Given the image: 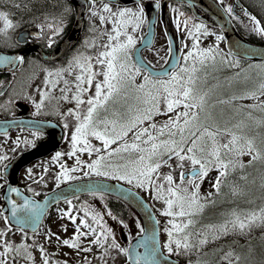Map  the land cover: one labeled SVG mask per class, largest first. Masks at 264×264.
Masks as SVG:
<instances>
[{"label":"snow or ice","instance_id":"6c2138e0","mask_svg":"<svg viewBox=\"0 0 264 264\" xmlns=\"http://www.w3.org/2000/svg\"><path fill=\"white\" fill-rule=\"evenodd\" d=\"M183 3L167 5L179 33V56L170 71L138 50L139 42L160 57L149 35L159 19L167 37L168 55L162 59L167 62L173 52L162 16L149 21L148 10H162V0L149 5L132 0L133 6L117 2L115 7L113 0H85L88 31L95 35L75 47L66 43L60 53L64 59L54 62L53 53L51 66H43L31 92L22 89L0 102V110L15 107L14 97L30 102L33 115L50 112L67 142L66 151L49 157L51 168L48 161L24 167L22 191L10 179L22 155L17 150L35 148L51 133L34 120L27 122L30 135L11 138L3 130L12 148L0 147V264H178L174 256L188 257L187 264H264V231L259 246L252 243L255 229H264V168L250 182L258 179V195L249 182L228 184L224 193L222 179L237 169L244 179L246 166L264 164V59L223 74L256 53L239 43L225 52L220 47L224 33L182 10ZM219 6L230 20L240 19L232 4L220 0ZM256 6L264 12V0ZM72 11L67 0H0V48L12 51L0 55V65L41 64L26 58L24 46L36 38L52 47ZM241 11L245 30L264 39V15ZM25 14H30L27 21ZM23 23H34L35 29L17 32ZM209 35L214 42L202 46L201 37ZM26 79L32 85L36 74L29 72ZM20 130L27 129L21 125ZM213 170L209 187L214 191L202 192L201 183ZM82 177L102 179L81 182ZM69 181L73 184L61 192ZM50 182V192L38 199L36 185ZM121 182L144 190L158 206L140 200ZM114 191L154 208L146 221L131 222L135 235L130 222L108 204L106 193ZM81 192L87 198L79 199ZM50 201L58 205L56 231L43 222ZM236 237H244V243Z\"/></svg>","mask_w":264,"mask_h":264},{"label":"flooded vegetation","instance_id":"af4514ba","mask_svg":"<svg viewBox=\"0 0 264 264\" xmlns=\"http://www.w3.org/2000/svg\"><path fill=\"white\" fill-rule=\"evenodd\" d=\"M125 1H130V2H124V3L119 2V3L122 6L125 5V4H127L128 6H133L132 5V0H125ZM216 1L220 4V0H216ZM239 1H240L241 5L240 4H236V0H223V3L224 4H232L234 6V10H235L236 16L239 17L240 19H244V17L241 16V13H242L241 7L247 8V10L249 12L255 14L250 9V7L248 5H246L242 0H239ZM39 2L42 4L44 2V0H39ZM98 2H99V0H98ZM67 3L72 6L73 11L71 12V15L69 17V22L67 23L66 27L64 28L63 33L58 38L55 39L54 45L52 47H47V46L44 45V43L41 40L34 38L32 42H30L27 46H24V48H23L24 51L26 49L36 47L46 57H52L53 53H55L56 60L54 62H60V61H62L64 59V57L60 55V53L64 52V50L59 52V49L64 44H66L68 42V39L71 36V34L73 33V31L78 28L79 23H81V30H80V33H79L78 37L76 39H73V42L71 43V45L73 47H75L77 44H80L82 39L85 36L91 37L92 35H95V33H90L88 31V28H89L90 25H89V13L87 12V8L84 10L83 18L81 19V16H82L81 12L82 11L80 10L79 7H84L85 6V0H80V3H82V5H80L79 2L75 3V2H71L69 0H67ZM116 3L117 2L113 1V7L116 6ZM144 3L146 5H149V4L152 3V0H144ZM170 3H172V2H164V0H162V4L164 5L162 10L152 11L151 9H149V11L152 14H154V17H158L159 18V17L162 16L163 20L167 23V22H169V20L171 18V15H172V13L170 12V10L167 7V5L170 4ZM177 4H180V3H177ZM43 10L44 9L41 8V11H43ZM48 10L51 11L52 9L49 8ZM182 10L189 11V13L191 14V9H190V7L187 4H183ZM29 15L30 14H25L24 15V20L25 21L29 20ZM18 17H19V13H17V17H14V18H18ZM232 21L234 23H236V24L240 23L239 19H235V20H232ZM96 22L98 23V21H96ZM24 28H34L35 29V24L34 23H32V24L23 23L21 25V28L16 29V31L18 32V31H20L21 29H24ZM36 30L39 31V29H36ZM145 31H146V29H145ZM155 31H156V37H155V41H154L152 47H154V45L156 44L158 34L159 33H163V31H164V25L159 23V19H157V21H156ZM137 35H140V32H138ZM164 38H165V36H164ZM138 44H139V42H138ZM165 44H166V38H165ZM166 49H167V44H166ZM0 50L12 53L11 50L2 49V48H0ZM25 55H26V58L27 57H35L36 59L41 61V64H39V65H35L34 64L32 66H29L27 63H25L23 66L17 65V67L15 69H13L10 65L0 67V81H4L5 82L4 84L0 85V102H3L4 100L8 99V97H9V95L11 93L20 92L22 89H26V90L31 92L33 87H34V84L36 82H39V79L43 76V66L44 65L51 66L50 60H44L39 54H37L34 51H30L28 53H25ZM142 55L144 57H147V59H151L154 62L159 63L160 65H162L164 63V60L162 59V57L168 55V53H167V51L164 52V54L161 55V57H160V61H158V60L155 61V59H157V57L150 50V48H145L142 51ZM29 72H32V73L36 74V80L33 81L32 85H29L28 82H27V79H26L27 78V74ZM13 99H14L15 107H12V108L7 109V110H0V118H16V117H18L20 112H24V111L27 110V107L22 105V104H27L28 106H30V112L27 115V117L54 120L55 122L60 124L59 120H58V117L52 115L50 112L41 111L38 114L33 115L32 113H33L34 109H33L32 105L30 104V102H28L26 100H23V99L15 100L14 97H13ZM20 129L21 128L10 130L8 132V135L9 136H11V135H22L23 136V135L30 134V129H27L26 131H23V132ZM0 138L5 139V137L3 135H0ZM46 138L47 137L38 140L37 141V145L41 141L45 140ZM66 146H67V142L63 139L61 145L59 146V148L57 150H61L62 151ZM26 150H28V149L19 150L17 152H23V151H26ZM53 152L49 153L48 155H46L44 157H41L39 159H36V160L30 162L28 165H37V164L43 163L45 161H48L49 163H51L49 161V157L53 154ZM28 165H26V166H28ZM23 172H24V167L20 170V172L18 174V177H19L18 183H19V185L21 186V188L24 191L25 190V184H24ZM82 178H84V177H82ZM21 181H23V182H21ZM50 189H52V186L50 187ZM48 191L38 192V196L40 197L43 194H45L46 192H48ZM82 198L85 199L87 197L85 196V197H81L79 199L83 200ZM106 199L108 201L109 206L113 209L114 212H116L118 215H122V217L125 220L130 222V228L132 229V231L135 232L136 230L134 228V225L131 222L134 221L135 219H137V217L132 216L131 214L128 215V216H125L123 214L125 212V207H124V205L121 202H117L118 200H115V199H113V201H111L112 198H110L109 196H106ZM54 207H56V205ZM109 222L112 223L110 218H109Z\"/></svg>","mask_w":264,"mask_h":264},{"label":"water","instance_id":"95a60500","mask_svg":"<svg viewBox=\"0 0 264 264\" xmlns=\"http://www.w3.org/2000/svg\"><path fill=\"white\" fill-rule=\"evenodd\" d=\"M69 1L75 2V3L79 2V4L82 5V3H80V0H69ZM113 1L114 2H121V3L130 2V1H125V0H113ZM164 2L181 3V0H164ZM191 2H192V0H184L183 4H187L189 6L191 4ZM236 4H239V2L236 1ZM219 5L220 4L216 0H195V7L191 8V12H195L197 15L201 16L206 21V24H208L212 27H216L220 30V32L222 31L224 33L225 48L227 51L230 50L232 44L239 43L244 48L250 49L256 53V55L249 56L247 58H242L241 61L258 62L261 59H264V56L261 55V53H264V44L254 43V42L249 41L246 38H244L241 35V33L237 30V28L234 26L232 21L228 18V15L224 11V9L222 7H220ZM79 8L82 11L81 12V14H82L81 19H82L83 14H84V10L87 7L84 6V7H79ZM148 15H149V21H151L152 17H154V14H152L148 10ZM167 27H168V31H169L170 36L174 40L173 52H172L169 60L167 62H164L162 64V66H164L166 71H170L172 68L173 62H176L177 58L179 56V52L177 51V49L179 48V38H178L179 34H177L175 32V29H174L172 23L170 22V20H169V22H167ZM24 29H34V28H24ZM80 30H81V23H79L78 28L73 31V33L69 37L67 43H72L73 39H76L78 37ZM20 31H18V32H20ZM146 32H147V29H146ZM149 35H150L151 46H152L154 43L155 35H156L155 27H153L151 29V33ZM166 40H167V37H166ZM65 45L66 44H64L59 49V52L65 49ZM145 48H149V47L138 44V50L140 51L141 55H142V51ZM30 51L36 52L44 60H50V58H51V57L44 56L42 54V52L36 47L26 49L24 52L28 53ZM11 54L12 53H9L6 51H2V50L0 51V55H11ZM3 66H6V65H0V67H3ZM22 105L26 106L27 110L24 112H20L18 117H16V118H0V135H3V130H5V129L9 132L12 129L21 128V125H23L25 127V129H30V126L27 124V122L30 120L42 122V126L47 128L48 131L51 133V135L48 136L45 140L41 141L38 145H36L35 148H31V149H28L26 151L20 152V153H22V155H20L18 157L19 163L14 168H12L11 174H10L11 181L16 186H19L20 188H21V186L18 183V174H19L20 170L23 167H25L26 165H28L30 162H32L36 159H39L41 157H44V156L48 155L49 153L57 150L63 141V139L61 137L62 126L60 124H58L54 120L27 117V115L30 112V106H28L27 104H22ZM47 121H51L52 123L51 124L43 123V122H47ZM97 179H102V178H84V179H81V182L87 181V180L96 181ZM104 182L109 183V184H115L116 183L115 181H104ZM72 184H73V182H71V181L67 182V184H62L60 186V191L61 192H67L68 188ZM121 184L125 188L130 189L131 192L138 194V197L140 200H143L146 203L150 204L134 188H132L128 185H125L123 183H121ZM21 190L23 191L22 188H21ZM49 192L50 191H48L46 193H49ZM25 194H28V193L25 192ZM45 194H43L40 197L37 196V198L43 200L45 198ZM13 195L15 196V194H13ZM78 195H79V197H82V196H85L86 193L81 192ZM106 195L114 197V198L122 201L123 203H125L128 207H130L135 212L136 216L142 222L146 221V219H147L146 213L147 212L154 211V208L145 209L144 207L139 206L136 200L129 197L128 193H121L119 191H114V192L106 193ZM60 202H63V201H60ZM56 204H57L56 202L50 201L46 215L43 217V222H44L47 214L52 210L53 206ZM138 251H143V249H138ZM173 259L177 260L178 264H185V263L181 262L176 257H173Z\"/></svg>","mask_w":264,"mask_h":264},{"label":"trees","instance_id":"16d2710c","mask_svg":"<svg viewBox=\"0 0 264 264\" xmlns=\"http://www.w3.org/2000/svg\"><path fill=\"white\" fill-rule=\"evenodd\" d=\"M246 5H248L250 7V9L258 16L262 15V13L255 7L256 4H257V0H250L254 5H251L246 3L245 1L246 0H242ZM234 23V22H233ZM235 27L237 28V30L241 33V35L246 38L247 40L249 41H252L254 43H258V44H264V39H261L259 36H255V35H252L250 34V32L246 31L245 28L242 27L241 24H236L234 23ZM249 63H246V62H242L241 61V64H240V68H225L223 69V74H230V73H233V72H238L240 71V69L242 68H245L246 65H248ZM261 168H264V164H261L260 162L258 161H254L250 166H246L245 169L243 170L244 172L247 173V177L242 179V176H241V170L238 171H234V172H231L227 177H224L222 179L225 180V185L223 186V191L224 193H227L228 192V184H231L233 182L235 183H239L241 185H244L246 182H249L248 183V186L253 188L254 191L256 192V194L258 195L259 194V181L257 179V182L255 185L251 184L250 182L254 179V178H258L259 177V174H260V169ZM215 175V170H213L208 177H206L204 179V181L201 183V191L202 192H207V191H214L213 189H210L209 185H210V179L211 177H214ZM226 199V197H218L217 199ZM111 200V199H110ZM116 200V199H115ZM113 201V199L111 200ZM117 202H120V201H117ZM239 202V201H237ZM124 205V204H123ZM125 207V212L123 213L125 216H128L130 214H132L133 216H136L133 211L126 205H124ZM261 231H264V229H261L259 227H257L254 231V234H253V240H252V243L254 245H257L258 243H260V241L258 240V237H259V234ZM134 231H133V235H134ZM236 239L239 240V243L240 244H243L244 243V237H236ZM179 258L181 261L183 262H186L187 263V260H188V257H177ZM192 259H195V254L192 255L191 257Z\"/></svg>","mask_w":264,"mask_h":264},{"label":"rangeland","instance_id":"374dc122","mask_svg":"<svg viewBox=\"0 0 264 264\" xmlns=\"http://www.w3.org/2000/svg\"><path fill=\"white\" fill-rule=\"evenodd\" d=\"M246 3H248V4H250V6L251 5H254L250 0H246L245 1ZM255 6V5H254ZM261 13H262V15H264V12H262L261 11V9L259 8V7H257V6H255ZM241 16H243L244 17V15L241 13ZM241 20H244V21H246L247 20V18H245L244 17V19H239V24H241L242 25V27L244 28V26H243V24L241 23ZM208 27V26H207ZM208 28H210L213 32H217V33H219L216 29H212L211 27H208ZM136 34H138V32L136 33ZM189 44L191 43V41L189 40V41H187ZM212 42H214V37L213 36H211V35H209V36H202L201 37V40H200V44L202 45V46H208V44L209 43H212ZM154 47L155 48H159V49H161V51H160V57H161V55H163L164 54V52H166V44H165V38H164V36H163V33H159L158 34V36H157V41H156V44L154 45ZM220 47H222L223 49H224V51L225 52H227L226 51V49H225V42H224V40L223 41H221V44H220ZM160 57H157V59H155V61L156 60H158V61H160ZM183 61H182V59H181V63H182ZM246 63H249V64H252L253 62H246ZM252 72H253V74H255V72H256V70L255 69H252ZM242 75H243V73H242ZM262 98H264V97H262ZM241 103H245V104H247V103H250V101L249 100H243V101H241ZM43 112H45V111H43ZM257 115H259V113H256ZM27 135H30V134H27ZM15 136H17V135H11V136H9V137H11V138H14ZM0 147H3V148H5V149H9V150H11V148H12V145H11V141L9 140L7 143H5V139H2V138H0ZM24 148H21V149H18L17 151H19V150H23ZM67 150V146L62 150V151H66ZM241 159H243V160H245V161H247L248 159H249V157L247 156V155H244L243 157H241ZM39 164H42V163H39ZM49 167H52V165H51V163H49ZM40 169L37 167L36 168V171H39ZM162 170H164V169H162ZM238 171H240V169H237ZM177 178H178V175H177ZM21 182H23V181H21ZM122 183H124V184H126L125 182H122ZM24 184H26V181L24 180ZM127 185V184H126ZM52 186V184H51V182L48 184V186L47 187H44V186H41V185H36V187L38 188V192H45V191H48L49 189H50V187ZM131 187H133V188H135L138 192H140L148 201H149V203L151 204V205H156V202L155 201H152L150 198H149V196H148V194L144 191V190H142V189H139V188H137V187H134V186H131ZM58 206V205H57ZM56 206V207H57ZM59 206H64V204L63 203H61ZM156 206H158V205H156ZM56 207H54V209H52V212L48 215V217L45 219V222H44V224H45V226H50V227H52L53 228V230L54 231H56L57 230V227H56V213H55V208ZM158 214V213H157ZM158 216H159V214H158ZM111 223V222H110ZM257 246H259V243L257 244ZM64 250H67V249H64ZM37 258H39L38 257V254H37Z\"/></svg>","mask_w":264,"mask_h":264}]
</instances>
